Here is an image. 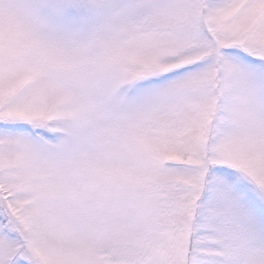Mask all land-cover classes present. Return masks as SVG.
Instances as JSON below:
<instances>
[{
	"label": "snow or ice",
	"instance_id": "snow-or-ice-1",
	"mask_svg": "<svg viewBox=\"0 0 264 264\" xmlns=\"http://www.w3.org/2000/svg\"><path fill=\"white\" fill-rule=\"evenodd\" d=\"M0 264H264V0H0Z\"/></svg>",
	"mask_w": 264,
	"mask_h": 264
}]
</instances>
